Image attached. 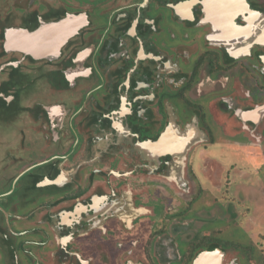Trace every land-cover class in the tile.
<instances>
[{"label": "flooded vegetation", "instance_id": "1", "mask_svg": "<svg viewBox=\"0 0 264 264\" xmlns=\"http://www.w3.org/2000/svg\"><path fill=\"white\" fill-rule=\"evenodd\" d=\"M262 102L264 0H0V264H191L193 167L264 143Z\"/></svg>", "mask_w": 264, "mask_h": 264}, {"label": "rangeland", "instance_id": "2", "mask_svg": "<svg viewBox=\"0 0 264 264\" xmlns=\"http://www.w3.org/2000/svg\"><path fill=\"white\" fill-rule=\"evenodd\" d=\"M256 108H264V102L257 104L255 110ZM259 114L262 117L264 111H260ZM247 119L254 120L249 117L245 120ZM0 132L1 136L8 134L6 129L1 128ZM215 139L218 137L216 136ZM252 142V145L247 146L245 150H231V148L227 150L216 144L207 149L202 154V161L198 160L196 166L193 167L196 175L207 169L208 173L211 170L212 173L222 178L216 182V190L215 187L209 189L206 185L209 191L202 198L206 204L203 203L201 207L197 204L192 205L191 212L187 213V218L195 220L200 215L207 221L205 225L200 226L199 231L192 230L194 228L191 227L192 234L187 244L190 247L194 244L203 247L205 243H210L200 239L202 234L207 233L209 237L217 239L216 243H219V247L225 251L223 264H264V143L256 144L253 139ZM206 158L207 166L204 168L200 164ZM232 164L234 165L233 170L235 169L232 170L233 175L229 173ZM188 167L190 166H187L185 171ZM197 183L199 186L200 181ZM227 183H229V189L226 192L224 185ZM196 186L194 193H196ZM214 197L217 198L216 203L215 201L211 203ZM174 198H171L173 202L168 201L165 205L166 213H177L184 210L183 203L179 208L177 206L179 198ZM198 209L202 211L196 212ZM200 212L204 213L199 214ZM194 231L197 233L193 234ZM174 239L181 252L186 244L182 242V234H175ZM202 242H204L203 245ZM154 264L168 263L160 261Z\"/></svg>", "mask_w": 264, "mask_h": 264}, {"label": "water", "instance_id": "3", "mask_svg": "<svg viewBox=\"0 0 264 264\" xmlns=\"http://www.w3.org/2000/svg\"><path fill=\"white\" fill-rule=\"evenodd\" d=\"M20 35H21V37L30 39L33 42L36 41V50L35 51L33 50L32 52H30V55H33V56L38 57V58L45 56V53L40 51L39 47H38V40H39L40 35H41L40 32L39 33L35 32V33H31V34L21 32ZM7 38H8V36H7ZM33 46H35L34 43H33ZM260 111H264V108H261V109L258 108L254 111V113L259 114ZM167 136H168L167 133L162 136L161 144L163 143V141L167 140ZM181 144H183V143H181ZM169 145H171V144H169ZM180 149L177 151H175V150L174 151H172V150L166 151L165 150L163 152H160V154H177L178 151H180ZM224 255H225V253L221 249L213 248V249L204 250V251L200 252L199 254H197V256L192 260L191 264H204V262H210V264H222ZM125 264H141V263H135L132 261H128Z\"/></svg>", "mask_w": 264, "mask_h": 264}, {"label": "bare ground", "instance_id": "4", "mask_svg": "<svg viewBox=\"0 0 264 264\" xmlns=\"http://www.w3.org/2000/svg\"><path fill=\"white\" fill-rule=\"evenodd\" d=\"M20 39L22 40V41H20L19 43H21V44H19V45H23L22 44V42H23V40L24 39H22L21 37H20ZM14 40H15V37H10V39H9V45L10 46H16V43L14 42ZM250 114V113H249ZM253 114H258V113H253ZM259 115V114H258ZM246 117H247V115H245ZM179 137H181L180 135H176L175 136V140H174V142H177V140L179 139ZM177 144V143H176ZM164 145H166V144H164ZM160 146H162V145H160ZM180 149V147L179 148H177L176 147V149H175V151H177V150H179ZM182 149V148H181ZM161 150V149H160ZM170 150H172V149H169V151ZM163 151V150H162ZM173 151V150H172ZM179 186V185H178ZM204 264H210V262H204Z\"/></svg>", "mask_w": 264, "mask_h": 264}, {"label": "trees", "instance_id": "5", "mask_svg": "<svg viewBox=\"0 0 264 264\" xmlns=\"http://www.w3.org/2000/svg\"><path fill=\"white\" fill-rule=\"evenodd\" d=\"M211 248H217V249H219V246H217V245H211V246L208 247V249H211ZM199 251L202 252L203 251V248H201V249L199 248ZM199 253H197V254H199ZM197 254H196V256H197ZM189 256H190V260L188 262H190L191 259L193 260L196 257V256L194 257V254H191V253H190ZM188 262H185V263H188Z\"/></svg>", "mask_w": 264, "mask_h": 264}]
</instances>
